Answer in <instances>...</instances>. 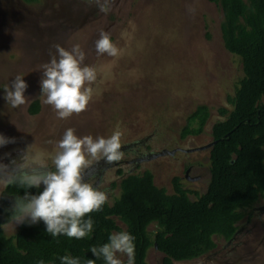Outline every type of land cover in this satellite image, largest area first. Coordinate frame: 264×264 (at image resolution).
<instances>
[{
  "label": "rangeland",
  "instance_id": "1",
  "mask_svg": "<svg viewBox=\"0 0 264 264\" xmlns=\"http://www.w3.org/2000/svg\"><path fill=\"white\" fill-rule=\"evenodd\" d=\"M222 17L220 6L209 0H112L107 13L99 10L95 0H0V133L15 139L0 148V160L12 151H24L29 163L47 161L50 165L69 128L79 138L94 139L119 131L121 144L146 141L156 153L163 148L188 149L141 160L137 172L149 169L155 184L169 193L175 176L185 187L203 193L210 179L209 149L197 147L212 140L210 127L223 118L218 109L230 108L227 97L234 94L243 74L239 58L223 45ZM101 32L118 49L117 56L97 53L95 42ZM56 45L66 50L78 45L84 65L95 67L97 73L96 81L85 85L91 88L86 109L67 119H59L40 95L42 72L55 55ZM16 75L24 76L28 88L26 103L13 109L3 99L2 88ZM34 101L39 103L37 112L30 111ZM201 104L210 113L202 132L182 136L190 114ZM141 151L147 153L144 147ZM190 163V177L201 178L184 179ZM116 169L111 165L101 171L98 188L109 193L110 204L119 193L118 188H110L119 179ZM4 186L0 185V192ZM263 205L264 197L254 204V211L251 208L250 219L246 215L237 223L234 240L215 237L214 255L177 264H264ZM19 225L11 220L4 232L14 234ZM161 257L151 247L146 260L160 264ZM118 258L127 264L126 256L118 254Z\"/></svg>",
  "mask_w": 264,
  "mask_h": 264
},
{
  "label": "trees",
  "instance_id": "2",
  "mask_svg": "<svg viewBox=\"0 0 264 264\" xmlns=\"http://www.w3.org/2000/svg\"><path fill=\"white\" fill-rule=\"evenodd\" d=\"M209 1L221 8L222 42L226 51L239 58L243 74L234 94L227 97L230 108L220 107L223 118L210 127L216 142L209 148L206 190L187 188L175 176L169 193L155 184L149 169L128 173L111 183L119 191L112 203L106 200L99 211L87 214L93 220L90 236L75 239L52 238L42 221L20 224L14 234L6 235L4 226L13 221L14 198L26 190L6 185L0 193V264H60L64 255L78 257L80 264L89 260L104 264L90 249L121 231L134 237L135 264H148L147 254L154 244L162 253L160 264H177L209 255L217 247L215 237L230 240L239 229L237 223L246 215L250 219L251 208L264 197V0ZM38 109V101L32 102L30 111ZM209 115L207 105H198L182 136L201 133ZM28 191L35 195L43 186Z\"/></svg>",
  "mask_w": 264,
  "mask_h": 264
},
{
  "label": "clouds",
  "instance_id": "3",
  "mask_svg": "<svg viewBox=\"0 0 264 264\" xmlns=\"http://www.w3.org/2000/svg\"><path fill=\"white\" fill-rule=\"evenodd\" d=\"M95 3L101 12L107 13L112 0H95ZM95 48L98 54L118 55V49L104 32L100 33ZM84 59L78 45L71 50L56 45L55 55L44 66L40 95L43 102L56 111L59 119L84 111L91 99V88L85 85H92L97 73L95 67L84 65ZM27 88L24 76L16 75L10 84L3 86V99L11 108H19L26 103ZM12 143H15L14 138L0 133V148ZM121 147L119 131H114L107 138L94 139L92 136L79 138L69 128L58 142L50 165L47 161L29 163L27 152L20 160L11 161L10 165L0 163V185H20L26 189L23 196L14 198V225L42 221L52 238L82 239L90 236L93 220L87 214L99 211L107 195L85 182L84 172L93 160L102 158L107 163L121 160ZM41 185L43 191L38 194L28 191L40 189ZM90 252L96 259L102 258L104 264H123L118 254L127 257V264H135L134 237L124 231L111 233L108 242L92 247ZM59 260L60 264H80V259L71 255L59 257ZM89 264L94 262L89 260Z\"/></svg>",
  "mask_w": 264,
  "mask_h": 264
},
{
  "label": "flooded vegetation",
  "instance_id": "4",
  "mask_svg": "<svg viewBox=\"0 0 264 264\" xmlns=\"http://www.w3.org/2000/svg\"><path fill=\"white\" fill-rule=\"evenodd\" d=\"M188 135V134H187ZM141 140V139H140ZM211 141H213V139L211 140ZM210 141V142H211ZM209 142V143H210ZM122 145V147H121V151L123 152V158L121 159V160H119V161H115V162H111V163H107V162H105V160H102V158L101 159H98V160H94V163L95 162H97V161H99V160H102L101 161V163H100V165L98 164V166L97 167H95V170H94V172H93V174L92 175H90L86 180H85V182H87V183H89V184H91V185H93V187H95V188H99L100 189V183L102 182V180H103V177H102V173H101V171L102 170H105L106 169V167L108 168V167H110L111 165H114V166H116L117 167V169H116V172L118 173V171L119 170H121V173H118V177H119V179H117L116 181H120V179L122 178V177H124L125 175H127L128 173H134V172H136L137 171V169H139L140 167H141V165L139 164V162L141 161V160H145L146 159V156H148V155H150L151 154V147L149 146V145H147V142L145 141H139V142H136V143H134V144H130V145H125V144H121ZM206 145V144H205ZM202 146H204V145H201V146H198L197 148H199V147H202ZM141 147H144V150L147 152V153H145V152H140V148ZM173 149H176V151L174 152V154H169V155H175L177 152H179V151H186V150H188V149H180L179 147H175V148H173ZM173 149H170V150H173ZM207 149H209V148H206V150ZM162 150H164V148L163 149H161L160 151H162ZM168 150V149H167ZM191 150V149H190ZM201 150H203V149H201ZM205 150V149H204ZM160 151H158V152H160ZM189 151V150H188ZM157 152V153H158ZM25 152L24 151H12V153H10L9 155H7V156H5V157H3L2 158V160H0V163H3V164H11V161H13V160H20V158L22 157V155L24 154ZM152 153H156L155 151H153ZM130 156V158H126L125 156ZM168 155V154H167ZM147 160V159H146ZM192 167H193V164L192 163H190V164H188L187 166H186V168H185V170H184V172H185V176H184V179H193V177H194V179L196 178V179H198V178H201V175H196V176H194L193 175V177H190V171H191V169H192ZM112 184H110V188H112V189H116V188H113L112 186H111ZM4 188H5V186H4ZM3 188V189H4ZM2 189V190H3ZM1 193V192H0ZM106 194H108L109 195V193H106ZM260 209L261 210H263L264 209V205L263 206H261L260 207ZM255 210V207L253 206L252 207V211H254ZM239 230V229H238ZM238 230H237V232H238ZM236 232V233H237ZM235 233V234H236ZM235 234H234V236H235ZM234 236H232V238L230 239V240H228L227 242H231L232 240H234ZM217 247L209 254V255H207L206 257L208 258V257H211L212 255H214L216 252H217Z\"/></svg>",
  "mask_w": 264,
  "mask_h": 264
},
{
  "label": "water",
  "instance_id": "5",
  "mask_svg": "<svg viewBox=\"0 0 264 264\" xmlns=\"http://www.w3.org/2000/svg\"><path fill=\"white\" fill-rule=\"evenodd\" d=\"M221 139H222V138H221ZM215 142H216V140H213V141H211L210 143H208V144H206V145H204V146H202V147H199V148H197V149L210 148V147H212V146L214 145ZM192 150H195V149H192ZM175 151H176V149H173V150H167V149H164V150H162V151H160V152H158V153H151L150 155L146 156V159L155 158V157L162 156V155H167V154H174ZM102 160H104V159H102ZM102 160L97 161L96 163L90 165V166L85 170V172H84V180L87 179V178L91 175V173L94 172L95 167H97L98 164L100 165V163H101ZM154 248L157 249L156 244H154Z\"/></svg>",
  "mask_w": 264,
  "mask_h": 264
}]
</instances>
